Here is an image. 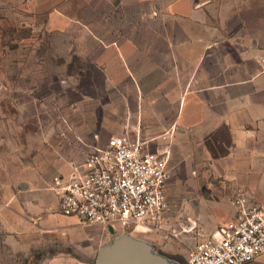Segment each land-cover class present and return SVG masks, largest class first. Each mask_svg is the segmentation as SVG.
Returning <instances> with one entry per match:
<instances>
[{
    "label": "crops",
    "instance_id": "obj_1",
    "mask_svg": "<svg viewBox=\"0 0 264 264\" xmlns=\"http://www.w3.org/2000/svg\"><path fill=\"white\" fill-rule=\"evenodd\" d=\"M37 10L58 34L69 96L58 99V117H34L35 130L12 142L14 176L0 204L8 248L23 257L6 264H64L57 251L48 258L52 242L80 229L50 185L110 137L155 146L169 131L173 154L180 144L219 148L249 157L238 170L264 172V0H41ZM83 232L102 233L104 247L133 236L106 225ZM139 241L137 264H188ZM249 264H264V255Z\"/></svg>",
    "mask_w": 264,
    "mask_h": 264
},
{
    "label": "rangeland",
    "instance_id": "obj_2",
    "mask_svg": "<svg viewBox=\"0 0 264 264\" xmlns=\"http://www.w3.org/2000/svg\"><path fill=\"white\" fill-rule=\"evenodd\" d=\"M40 3L0 0V202L5 201L6 183L14 176V165L7 159L14 152L12 142L17 132L35 130L36 116L58 117V99L69 96V76L64 75L55 59L58 34L42 26L46 16L38 13ZM40 37L47 39L39 43ZM12 101L27 103L28 107L13 105ZM32 101L37 102L36 106ZM24 116L29 117L26 122ZM227 152L188 144H180L174 154L171 149L168 209L158 223L140 227L130 237L144 238L165 256L189 264V253L198 242L219 225L237 218L235 198L239 192L264 205V172L238 170L247 167L249 157ZM6 211V205L0 204V262L4 264L13 255L20 256V260L23 257L22 252L17 255L8 248ZM75 225L80 229L78 235L71 237L63 229L47 256L57 251L64 264H94L105 246L102 233L86 237L83 231L93 226Z\"/></svg>",
    "mask_w": 264,
    "mask_h": 264
},
{
    "label": "built area",
    "instance_id": "obj_3",
    "mask_svg": "<svg viewBox=\"0 0 264 264\" xmlns=\"http://www.w3.org/2000/svg\"><path fill=\"white\" fill-rule=\"evenodd\" d=\"M171 136L162 134L155 146L128 134L113 136L82 162L72 161L70 176L57 175L50 185L60 213L82 226H113L122 232L158 223L169 206ZM94 138L100 139L98 134ZM235 205L237 218L198 242L189 264H249L264 255V205L243 192Z\"/></svg>",
    "mask_w": 264,
    "mask_h": 264
},
{
    "label": "water",
    "instance_id": "obj_4",
    "mask_svg": "<svg viewBox=\"0 0 264 264\" xmlns=\"http://www.w3.org/2000/svg\"><path fill=\"white\" fill-rule=\"evenodd\" d=\"M111 247L101 248L94 264H137L144 246L127 234Z\"/></svg>",
    "mask_w": 264,
    "mask_h": 264
}]
</instances>
